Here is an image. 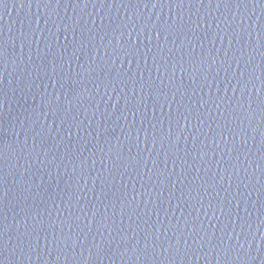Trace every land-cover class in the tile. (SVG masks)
I'll return each instance as SVG.
<instances>
[{
    "label": "water",
    "instance_id": "1",
    "mask_svg": "<svg viewBox=\"0 0 264 264\" xmlns=\"http://www.w3.org/2000/svg\"><path fill=\"white\" fill-rule=\"evenodd\" d=\"M177 2L3 0L2 264H264V0Z\"/></svg>",
    "mask_w": 264,
    "mask_h": 264
},
{
    "label": "snow or ice",
    "instance_id": "2",
    "mask_svg": "<svg viewBox=\"0 0 264 264\" xmlns=\"http://www.w3.org/2000/svg\"><path fill=\"white\" fill-rule=\"evenodd\" d=\"M209 3H211V0H209ZM2 4H3V0H0V5H2ZM182 4H183V0H178L176 6L177 7H180V6H182ZM153 6L155 7L156 5L153 4ZM217 6L219 7V4ZM224 6L225 7H228L229 4L227 2H225ZM239 6L240 5L237 4V7H239ZM168 28H177V29H179V25H177L176 22H173L172 25H166L164 27V30L167 31ZM150 39H151V37L149 36V40ZM2 49H3V43L0 42V54H2ZM140 51H141V49L138 46H136L135 43H133L132 45H130L128 47V49H127V51H126L125 54H127V55H133V54L139 53ZM262 86H264V85H262ZM157 95H158V93H157ZM189 115H191V113H189ZM161 174L163 175V173H161ZM4 219H5V217H3L2 215H0V234H2L7 229V226L4 224ZM0 264H2V262H0Z\"/></svg>",
    "mask_w": 264,
    "mask_h": 264
}]
</instances>
